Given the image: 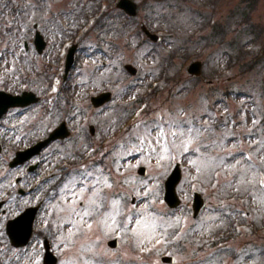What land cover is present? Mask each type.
<instances>
[{
  "label": "rangeland",
  "instance_id": "374dc122",
  "mask_svg": "<svg viewBox=\"0 0 264 264\" xmlns=\"http://www.w3.org/2000/svg\"><path fill=\"white\" fill-rule=\"evenodd\" d=\"M132 1L137 13L126 19L115 6L116 0H0V90H30L39 97L37 103L10 109L0 119V198L6 199L4 213H0V234L6 219L41 200L33 225L34 240L39 235L48 238L51 250L59 255L56 264H98V259L100 264H119L114 261L118 258L126 264H161L164 250L175 257L174 264H191L192 246L199 248L202 243L198 235L194 243L181 240L179 248H166L163 240L153 242L162 225L156 211H167L162 201L163 180L179 162L181 179L176 192L181 205L175 209V217L182 216L175 241L184 233L203 234L208 225L222 223L216 216H225L230 203L234 215L241 212L256 232L241 235V230L227 248L239 250L244 242L246 248L239 259L225 258L221 264H254L258 254L252 246H264V189L260 186L264 179V57L259 55L264 44V0ZM150 10L162 17L148 16ZM34 22L46 41L41 54L32 45ZM140 23L159 35L157 42L139 32ZM196 28L197 36L213 33L220 40L213 39L206 46H200L206 39L197 36L187 40ZM68 39H73L77 50L66 94L61 89L68 81L60 82L56 91L45 76L55 67L52 83L59 81ZM194 60L202 63L199 76L186 71ZM127 63L137 69L135 75L125 71ZM102 91H110L111 100L93 108L89 97ZM122 115L125 118L120 119ZM126 118L128 127L123 123ZM61 120L70 136L27 162L39 159L34 172H26V165L7 167L16 150L43 138ZM88 123L95 127L94 134H88L90 143L83 137H88ZM189 129L193 130L192 143L185 152L182 145ZM57 155L65 159V166L55 167L60 164ZM249 164L260 174L253 179L249 171L240 183L239 170ZM139 165L146 168L144 176L136 173ZM211 172L219 184L206 188L201 183ZM18 175L25 194L15 197L10 189ZM45 175L44 186L28 192ZM57 183V190L53 187L45 193ZM93 191L99 195L94 196ZM193 191L201 193L205 201L195 219L190 209ZM236 192L251 197L253 211L247 209V197L245 202L227 200ZM119 203L127 228L121 232L123 225L118 223L110 233L101 222L116 215ZM86 208L91 216L83 215ZM48 220L56 226L48 227ZM136 220L142 223L137 225ZM132 227L137 229L135 234ZM127 231L135 240L122 234ZM149 234L150 241L145 239ZM114 236L119 240L118 250L105 245ZM141 240L145 242L141 244ZM209 249H201L200 256ZM0 250L4 264H24L19 250L5 244ZM33 255L30 253L26 264L34 261Z\"/></svg>",
  "mask_w": 264,
  "mask_h": 264
},
{
  "label": "water",
  "instance_id": "95a60500",
  "mask_svg": "<svg viewBox=\"0 0 264 264\" xmlns=\"http://www.w3.org/2000/svg\"><path fill=\"white\" fill-rule=\"evenodd\" d=\"M119 5L124 8L129 14H135V4L128 1V0H121ZM34 28H37V24H33ZM148 34V32L146 31ZM152 38H155L154 36H150ZM34 45L36 50L40 53L43 46L44 41L42 40V37L39 35V33L36 31L35 38H34ZM72 52L73 49H70L69 54L67 55V60L65 63V71L68 70L72 63ZM262 53L264 55V47L262 49ZM127 70L134 74L136 70L130 66L126 65ZM188 72L192 74L198 75L200 72V62L195 61L192 62L188 67ZM110 95L109 93H103L96 97H92L91 101L94 106H99L103 104L105 101L109 99ZM36 97L32 92H22L20 95H11L4 91H0V116L2 113L6 111V109L10 106H24L28 103L35 102ZM92 130V128H91ZM68 135V131L66 130V126L64 122H61L58 127L52 130V132L48 135L46 139L43 141L38 142L36 145L28 148L25 151L18 152L16 154V160L11 163V165L21 162L25 159H27L30 155L36 154L39 152V150L45 146L48 142H50L53 139L56 138H64ZM139 172L143 174L145 172V169L143 167L139 168ZM180 178V171L178 166L176 165L174 169L171 171L170 175L167 177L165 181V201L170 207H174L178 203V199L174 192V187L176 183L178 182ZM203 201L200 197V195L195 194L194 197V216L196 215L197 211L202 207ZM34 209H28L24 211L20 216L15 218L14 220L8 222L7 224V233L10 236L11 241L15 245L24 244L30 235L31 231V221L34 216ZM162 260L164 262H173L174 259L171 257H163ZM55 258L52 257L50 254H46L44 258L45 264H54Z\"/></svg>",
  "mask_w": 264,
  "mask_h": 264
},
{
  "label": "snow or ice",
  "instance_id": "6c2138e0",
  "mask_svg": "<svg viewBox=\"0 0 264 264\" xmlns=\"http://www.w3.org/2000/svg\"><path fill=\"white\" fill-rule=\"evenodd\" d=\"M192 129H189L188 130V133H189V136H188V139H186L184 142H183V150L185 152L188 151V146L192 143V137H191V133H192ZM181 135H183V133H181ZM161 159H163V157H161ZM250 159V158H249ZM239 163V162H238ZM241 175H240V183H243L245 181V176H246V173H248L249 171L252 172V178L254 179L257 175L260 174L259 170L258 169H255V166L249 164L245 169H242V170H239ZM90 175V174H89ZM260 186L262 188H264V179H261L260 180ZM110 187V185H109ZM75 195V194H74ZM93 195L96 196V195H99V193L93 191ZM118 203V201H117ZM97 207H99V205H97ZM84 216H91L92 215V212L90 210H88L87 208L85 209L84 213H83ZM109 219H110V222H109ZM143 219V218H142ZM105 228H107L109 231L113 230L114 229V226H116L119 222L117 221L116 219V216L115 215H112L110 218H106L104 221L101 222ZM142 223V220H136V224L137 225H140ZM89 228H91V224L88 225ZM124 228H127V224H124L123 225ZM133 233L135 234L137 232V229L136 228H133L132 229ZM154 231V229H153ZM153 237L149 234V235H146L145 236V239L150 241ZM145 241L144 240H141V244H143ZM160 241L157 240V243H159Z\"/></svg>",
  "mask_w": 264,
  "mask_h": 264
},
{
  "label": "flooded vegetation",
  "instance_id": "af4514ba",
  "mask_svg": "<svg viewBox=\"0 0 264 264\" xmlns=\"http://www.w3.org/2000/svg\"><path fill=\"white\" fill-rule=\"evenodd\" d=\"M17 191H18V189H17ZM32 243H29V247H32ZM2 246H4V236H1L0 237V248L2 247ZM1 251V250H0Z\"/></svg>",
  "mask_w": 264,
  "mask_h": 264
},
{
  "label": "trees",
  "instance_id": "16d2710c",
  "mask_svg": "<svg viewBox=\"0 0 264 264\" xmlns=\"http://www.w3.org/2000/svg\"><path fill=\"white\" fill-rule=\"evenodd\" d=\"M261 264H263V262H261Z\"/></svg>",
  "mask_w": 264,
  "mask_h": 264
}]
</instances>
